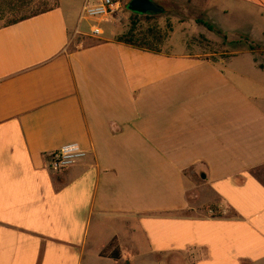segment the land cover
Returning <instances> with one entry per match:
<instances>
[{
    "label": "crops",
    "instance_id": "crops-1",
    "mask_svg": "<svg viewBox=\"0 0 264 264\" xmlns=\"http://www.w3.org/2000/svg\"><path fill=\"white\" fill-rule=\"evenodd\" d=\"M85 1L0 27V264H264V96L225 58L80 31Z\"/></svg>",
    "mask_w": 264,
    "mask_h": 264
},
{
    "label": "rangeland",
    "instance_id": "rangeland-1",
    "mask_svg": "<svg viewBox=\"0 0 264 264\" xmlns=\"http://www.w3.org/2000/svg\"><path fill=\"white\" fill-rule=\"evenodd\" d=\"M119 1L120 8L113 18H83L78 25L80 31L90 33L96 25L106 32L112 21L118 34L130 26L141 30L157 27L166 34L161 50L189 52L201 58H225L227 63L218 64L226 66L231 81L249 93L264 96V73L253 66L249 54H253L257 63L264 62V15L258 16L250 4L242 0H152L161 8L160 12L144 14L128 9L130 0ZM58 3L59 0H0V26L15 16Z\"/></svg>",
    "mask_w": 264,
    "mask_h": 264
},
{
    "label": "built area",
    "instance_id": "built-area-1",
    "mask_svg": "<svg viewBox=\"0 0 264 264\" xmlns=\"http://www.w3.org/2000/svg\"><path fill=\"white\" fill-rule=\"evenodd\" d=\"M120 8L119 0H95L83 3L80 16L82 18H104L112 17ZM91 36L97 37L101 34L99 27H92ZM86 152L76 143L62 145L58 149L46 153V168L52 172H59L68 169L82 158Z\"/></svg>",
    "mask_w": 264,
    "mask_h": 264
},
{
    "label": "trees",
    "instance_id": "trees-1",
    "mask_svg": "<svg viewBox=\"0 0 264 264\" xmlns=\"http://www.w3.org/2000/svg\"><path fill=\"white\" fill-rule=\"evenodd\" d=\"M54 7L44 9V10H33L30 14L15 16V17L7 20V22L2 24L1 26H7L10 24L16 23V22L21 21L23 19H26L30 16L32 17V16L40 14L44 11L50 10ZM13 9H14V7L9 9V12H12L10 10H13ZM149 14H152V13H149ZM198 22H200L202 24H206L204 21L198 20ZM207 26L209 29L213 28L211 25H207ZM165 36H166V34L163 33L157 27H148L145 30H141V29L135 28V26H130L125 32H123L121 34H117L115 36V40L118 42H122L124 44L130 45L132 47L138 48V49L159 53V52H161V44H162L163 40L165 39ZM249 48L253 49V46L250 45ZM110 249H111V253H110L111 256L115 259H118L119 258V250H118V247L116 245L115 239L111 240V242L105 247L104 251H108Z\"/></svg>",
    "mask_w": 264,
    "mask_h": 264
},
{
    "label": "water",
    "instance_id": "water-1",
    "mask_svg": "<svg viewBox=\"0 0 264 264\" xmlns=\"http://www.w3.org/2000/svg\"><path fill=\"white\" fill-rule=\"evenodd\" d=\"M128 9L139 13H157L161 8L152 0H130L127 3Z\"/></svg>",
    "mask_w": 264,
    "mask_h": 264
}]
</instances>
